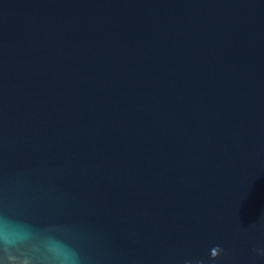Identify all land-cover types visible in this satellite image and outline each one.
Instances as JSON below:
<instances>
[{
  "label": "water",
  "instance_id": "1",
  "mask_svg": "<svg viewBox=\"0 0 264 264\" xmlns=\"http://www.w3.org/2000/svg\"><path fill=\"white\" fill-rule=\"evenodd\" d=\"M258 249L264 0H0V264Z\"/></svg>",
  "mask_w": 264,
  "mask_h": 264
},
{
  "label": "clouds",
  "instance_id": "2",
  "mask_svg": "<svg viewBox=\"0 0 264 264\" xmlns=\"http://www.w3.org/2000/svg\"><path fill=\"white\" fill-rule=\"evenodd\" d=\"M221 251L222 249L219 246L212 248L210 250L211 258L216 259ZM257 251L260 255H264V249H258ZM186 264H192V262H186ZM195 264H203V261H196Z\"/></svg>",
  "mask_w": 264,
  "mask_h": 264
}]
</instances>
